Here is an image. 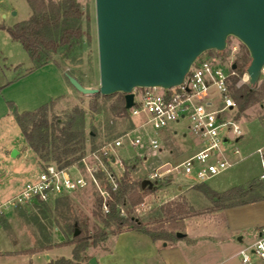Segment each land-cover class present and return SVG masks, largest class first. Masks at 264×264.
Returning <instances> with one entry per match:
<instances>
[{
	"label": "rangeland",
	"instance_id": "obj_1",
	"mask_svg": "<svg viewBox=\"0 0 264 264\" xmlns=\"http://www.w3.org/2000/svg\"><path fill=\"white\" fill-rule=\"evenodd\" d=\"M79 2L83 10L89 14V26L87 27L85 22L84 29L89 32L90 52H87L88 54L86 53L83 59L76 63L63 64L57 57H54V60L63 72L68 73L69 70H72L86 84L95 86L91 88H98L100 76L96 4L95 0H79ZM31 15L32 11L26 0H0V25L5 28L29 20ZM234 47H237V51L233 55L232 49ZM243 48L244 46L240 41L231 37L223 55H217L214 51H209L206 55L220 59L221 63L225 65L229 63L234 65L238 56L242 54ZM0 55V85L5 83L12 85V83L19 81L25 77L26 70L32 66L23 46L19 42H14L4 29H0ZM244 73L237 77L238 80ZM47 74L46 77L50 81L49 73ZM263 77L264 74L259 84ZM38 78V76L31 78V81H34L29 85L31 90L35 86L38 88L40 87L39 84L45 83L36 80ZM237 81L234 83L232 79L230 86L233 84L236 86ZM11 91L8 95L17 96L16 91ZM73 91L74 93L77 92L74 88ZM9 103L12 102L9 101ZM89 103L90 100L83 96H74L56 104L51 113L62 116L65 111L77 105L88 111ZM111 103L106 105L103 113L95 114L93 119L90 118L91 113L89 112L87 131L91 129V126L96 128L99 134L96 144L99 148L94 154H88L82 166H75L70 170L72 176H84L89 181V186L84 190L48 202H33L18 208H2L6 225H0V264H47L50 260L62 257L71 259L73 246L65 245V240L71 237L65 235L66 226L77 221L82 229L89 233H93L98 227H102L100 220L94 216V213L100 214L101 210L98 209L97 205L100 200H103V204L105 202L101 193L105 192L108 185H111L108 173L112 174L119 184L121 182L130 184L127 195L129 203L132 199H141L138 204L123 208L122 215L125 217L132 216L139 219L144 225L148 224L151 227H156V223L162 221L165 228L169 229L170 220L165 219L164 209L170 203L182 204L189 213H196V216L185 219L186 229L178 226L180 232H186L188 239L192 241L179 240L174 249L166 247L163 241H159L156 243L157 252H153L149 248V242L143 240L145 238L141 239L132 233L117 237L112 234V229H108L107 231L111 232V235L107 241L98 248L90 247L87 251V256L95 258L97 264H104V262L106 264H242L240 252L249 248L256 240L255 229L244 225L256 222L257 216L254 214L245 215L242 212L234 217L232 215L234 213L219 210L229 208L232 204L248 201L252 195L236 197L225 202L223 199L212 202L209 196L204 193L206 189L197 190L199 186H203L205 183H199L193 176L189 178L178 177V179L173 178L171 181L162 182L148 194L139 191L137 186L139 181L145 179L163 162L175 164L183 162L192 154L194 144L198 141L188 132L185 122L178 125L172 124L170 129L178 128L179 133L178 135H169V139L166 141V151L163 154L147 152L149 158L147 161L137 158L136 149L129 146L127 139L124 138L125 146L123 148L117 147L111 151L116 157V163L109 162L104 155L100 154L105 147L110 143L113 145L117 138L124 136L134 127H140L143 122L140 117L131 119L116 117L109 110ZM236 115L237 110H234L225 113L223 116L226 120H235L234 123L243 133V137L237 143L233 142L234 146L240 149L243 160L205 184L213 191L229 198L235 196V193L231 192L233 189L238 186L245 188L254 181L258 182L262 173L259 158L255 151L264 145V101L251 106L240 119H236ZM11 121L16 130H10L5 134V137L7 140L10 139L8 142L16 144L20 154L17 158L20 157L19 160L23 158L24 161L18 166L17 164L15 166L8 164L3 160V156L7 153L0 151V206L5 205L11 198L10 195L17 191L19 184L25 183L29 176L38 174L42 167L32 150H29L26 158H24V148L27 147V144L22 134L17 130L14 120ZM145 130L160 140L166 136L154 132L150 126L146 127ZM231 138H233L232 135ZM106 140H110V143L101 145ZM0 141L4 142L3 138ZM226 147L229 148L230 145H226ZM88 151H91L90 148ZM167 151H173V155H169ZM100 171L103 175L97 180V186L92 184L91 173H99ZM179 185H183L180 193H178ZM176 195L178 196L176 197ZM174 196L175 198H173ZM222 205L225 208L220 209ZM102 212L105 213L103 205ZM238 215L242 216L238 217ZM235 218L237 220L233 221ZM240 224L244 225L238 227V230L229 228V225L238 226ZM240 237H243L241 241H239ZM175 243L176 241L167 244L172 246ZM45 247H47L46 250H40ZM109 254L112 256L109 257ZM253 264L262 263L255 259Z\"/></svg>",
	"mask_w": 264,
	"mask_h": 264
},
{
	"label": "trees",
	"instance_id": "obj_2",
	"mask_svg": "<svg viewBox=\"0 0 264 264\" xmlns=\"http://www.w3.org/2000/svg\"><path fill=\"white\" fill-rule=\"evenodd\" d=\"M26 1L32 11L29 20L10 28L0 25V29L6 30L14 42H19L23 46L31 60L32 66L26 70L25 76L48 64H53L59 68L55 64L54 57L61 60L63 64H70L80 62L83 56L90 52L89 32L84 29L85 22L87 27L89 26V14L83 10L79 0ZM214 52L217 55L224 54V51ZM250 61L249 53L244 47L242 54L235 61V71L238 76L244 73ZM68 73L83 86L93 87L92 84H86L74 71L69 70ZM232 79L234 83L238 80L237 77ZM230 95L236 104V119H240L251 106L264 101V77L260 84L254 86L237 88L234 84L231 85ZM81 96L90 100L88 111L77 105L65 111L62 116L51 113L56 104L54 102L34 111L22 113L18 112L12 103L8 104L13 112L15 122L25 138L27 147L36 154L41 166L54 164L61 169L82 166L88 154L95 153L98 150L99 147L96 144L98 131L94 126H91V129L87 131L89 112L91 113L90 118L93 119L95 114L103 113L106 105L112 102L109 109L112 114L116 117L129 118L123 94L119 93L108 97L100 95L85 96L82 94ZM108 143H110V140L104 141V144L101 145ZM89 148L90 152L88 151ZM93 175L99 180L103 173L101 171L99 173L94 172ZM158 185H154L153 188L155 189ZM137 186L139 191L145 194L154 191L153 188L142 189V181H139ZM129 187L130 184L121 182L118 190L114 192L111 185H108L106 191L109 192L111 197L107 201L109 212H102L103 200H100L97 207L101 212L100 214L94 213V216L100 220L102 227H98L95 232L89 233L87 230L82 229L77 221L67 225L65 235L71 237L65 240V245L73 246L72 258L62 257L50 260L47 264H88L90 257L87 256V251L90 247L98 248L107 241L111 235V232L107 231L108 229H112L114 235L127 231L142 232L149 236L154 243L179 241L186 237V235L183 238L177 237V233L180 232L178 226L184 229L185 219L196 216V213H189L182 204L170 203L164 209L165 219L170 220L169 229L165 228L162 221H158L156 227H151L148 224L144 225L139 219L132 216H123L121 214L123 208L141 202V199H132L129 203L127 199ZM201 188L206 189L204 193L209 196L212 202L217 199H223L225 202L236 197L252 195L250 200L232 204L231 207L264 201V187L260 181H254L245 188L233 189L231 192L235 193V196L231 198L213 191L205 184L199 186L197 190ZM223 208H225L224 205L220 207V209ZM0 225H6L3 215H0ZM76 231H79L78 235H75ZM46 248L40 250H46Z\"/></svg>",
	"mask_w": 264,
	"mask_h": 264
},
{
	"label": "water",
	"instance_id": "obj_3",
	"mask_svg": "<svg viewBox=\"0 0 264 264\" xmlns=\"http://www.w3.org/2000/svg\"><path fill=\"white\" fill-rule=\"evenodd\" d=\"M95 4L99 87H85L65 73L82 95L120 93L129 110L135 89L181 85L202 54L225 51L231 37L250 55L246 69L250 84L261 79L264 0H95ZM152 186L148 180L142 182V189ZM184 236L177 233L178 238ZM88 263L97 261L91 258Z\"/></svg>",
	"mask_w": 264,
	"mask_h": 264
},
{
	"label": "built area",
	"instance_id": "obj_4",
	"mask_svg": "<svg viewBox=\"0 0 264 264\" xmlns=\"http://www.w3.org/2000/svg\"><path fill=\"white\" fill-rule=\"evenodd\" d=\"M236 51L237 47H234L232 54L234 55ZM206 53L192 64L181 85L171 89L159 87L135 89L134 105L128 110V114L130 119L140 117L143 121L141 126L134 127L124 136L117 138L113 145L110 143L100 154L109 162L116 163V157L111 151L117 147L123 148L126 138L129 146L136 149V157L147 161L149 159L147 152L163 154L169 135H178V128L172 130L170 126L185 122L188 132L198 141L194 144L192 154L181 163L163 162L142 182L150 181L153 188L154 185L171 181L173 178L193 176L199 183L204 184L242 161L241 151L233 142L237 143L243 137V133L234 123L235 120H226L223 116L236 110V104L230 95V82L233 77H238V74L232 69V63L225 65L220 59ZM243 86H252L247 72L236 83L237 88ZM148 126L154 132L166 135L165 138L162 137L160 140L150 135L149 131L145 130ZM186 135L187 133L184 136ZM226 145L230 147L227 148ZM167 152L173 155V151ZM255 154L262 169L259 181L264 187V145L257 148ZM70 170L61 169L54 164L42 166L41 171L30 178L16 196L0 206V215H3V207L18 208L33 202H48L84 190L90 185L84 176H72ZM108 176L112 191H117L119 183L112 174L108 173ZM91 181L98 186L97 179L92 173ZM101 194L105 199L104 212L108 213L107 201L111 199L110 194L106 190ZM123 212L122 209L121 214ZM240 255L242 264H253L255 259L264 264V228L260 230L256 241L241 251Z\"/></svg>",
	"mask_w": 264,
	"mask_h": 264
},
{
	"label": "crops",
	"instance_id": "obj_5",
	"mask_svg": "<svg viewBox=\"0 0 264 264\" xmlns=\"http://www.w3.org/2000/svg\"><path fill=\"white\" fill-rule=\"evenodd\" d=\"M47 73H49V77H50L49 80L50 81H48V79L46 77V76H48ZM33 76H38L39 78L36 80H40L41 83H43V82H45V83L39 84L40 87L37 88L35 86L34 89L31 90V88H29V85L34 82V81H31L32 80L31 78ZM93 87H95V86H93ZM11 90H13V92L16 91L17 96H13L12 94L8 95L9 92H12ZM78 94L79 93H77V92L74 93L73 87L69 84L67 78L65 77V72H63L61 69L57 68L53 64H48V65L44 66L43 68L33 72L32 74L26 75L25 77L21 78L19 81L12 83V85H9L6 83L1 84L0 85V139L3 138L4 142L0 141V151L7 153L5 156H3L4 162H6L8 164H12L13 166H15V164H17V166H18V164H21L22 161H24L23 158L20 160H19L20 157L17 158V156H19L20 154L17 150L16 144H12V143L8 142V141H10V139L7 140V137H5V134H7L10 130H16L15 127L12 125L13 123L11 121V120H14V122H15V119L13 116V112L8 105L9 101L12 102L13 105L14 104L16 105L17 109H16L15 105H14V107L18 112L22 113V112L34 111V110H36V109H38L44 105L52 103V102L58 104V103H61L63 101L69 100V98H72L74 96H81ZM15 124H16V122H15ZM16 128L22 134V132H21V130L17 124H16ZM22 136H23V134H22ZM23 138H24V136H23ZM24 141H25V138H24ZM24 149H25L24 158H26L30 149L28 147H25ZM35 175L29 176L28 180ZM25 183L19 184L17 191L13 192L10 195L11 198L16 196L20 192L21 188L23 187V185ZM181 186H183V185L178 186V193L182 192ZM236 188H239V186ZM177 196L178 195H176V197ZM173 198H175V196ZM219 211H223L226 213H230V212L234 213V214H232L234 217H237V214H240L242 212H244L245 215L254 214L257 216L256 217L257 221L252 222L249 225H244V224H240L238 226L237 225H234V226L229 225V228L231 230H235V229L238 230L237 228L240 226L243 227V225L248 226V228L252 227L253 229H255L256 239H257V237L260 233V230L264 228V201H259V202H255V203H248L245 205L229 207V208H225L224 210H219ZM218 212H216V213H218ZM245 215H243V216H245ZM240 216H242V215H238V217H240ZM235 220H237V219L236 218L233 219V221H235ZM185 229H186V223H185ZM131 233L135 234L136 236H138L141 239L145 238L143 240H145L147 243L149 242L148 243L149 248H151L153 250V252H157V244L154 243L150 239L149 236H147L146 234H144L142 232L127 231V232L118 234L116 236L122 237V236L130 235ZM237 233H239V232H237ZM185 235H186V237H185L186 239H183L184 241L185 240H187V242L192 241V240L188 239L187 234H185ZM144 236H146V237H144ZM242 239H243V237H240L239 241H241ZM178 242L179 241H176L175 245H172V246L170 244H167V243H163V244L166 247H172L174 249V248H176V244ZM149 244H151V245H149ZM107 251H109V250H107ZM110 256H112V254H109V257ZM91 258H92V256L90 257V259ZM104 264H106V262H104Z\"/></svg>",
	"mask_w": 264,
	"mask_h": 264
}]
</instances>
